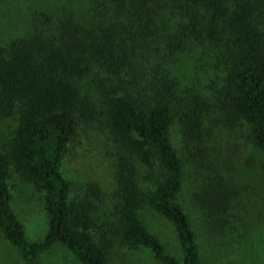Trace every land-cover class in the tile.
<instances>
[{
	"label": "trees",
	"instance_id": "trees-1",
	"mask_svg": "<svg viewBox=\"0 0 264 264\" xmlns=\"http://www.w3.org/2000/svg\"><path fill=\"white\" fill-rule=\"evenodd\" d=\"M101 3L112 13L107 26L83 31L69 15L52 41L0 45V122L12 124L0 139V233L20 264L56 244L78 264L145 262L134 256L144 252L145 264H202L177 197L185 183L205 231L233 228L235 193L205 153L216 128L264 153V0ZM197 49L209 54L211 76L199 72L198 88L184 87L177 64ZM79 130L113 163L109 195L92 181L71 196L60 165L71 146L91 152ZM11 173L42 193L47 229L38 242L26 240L11 207ZM144 207L171 223L179 259L142 223Z\"/></svg>",
	"mask_w": 264,
	"mask_h": 264
},
{
	"label": "rangeland",
	"instance_id": "rangeland-1",
	"mask_svg": "<svg viewBox=\"0 0 264 264\" xmlns=\"http://www.w3.org/2000/svg\"><path fill=\"white\" fill-rule=\"evenodd\" d=\"M69 15L75 23L80 24L83 31H88L100 26L101 22L103 26H107L112 13L109 8L105 9L101 0H0V45L16 37H40L52 41L58 36L63 20ZM210 65L209 54L203 55L201 49L181 56L177 64L181 85L191 86L196 81L198 88V73L202 72L203 78H209ZM80 85L88 93V97L98 100L89 81L83 80ZM10 126L12 124L7 120L0 122V139L7 136ZM215 131L213 144L208 146L205 159L230 184L235 193L230 210V216L235 215L230 219L233 228H226L222 233L205 231L185 183L177 202L184 208L197 234L202 264H264V153L246 144L240 134H229L223 128H216ZM78 133L83 139L91 141V152H77L71 146L61 162V173L71 184V196L78 193L84 184L92 181L109 195L114 189L113 163L94 145L90 133L83 130ZM174 138L176 133L172 130L173 141ZM8 186L11 207L24 226L26 240L32 243L40 241L47 229L42 193L15 173H11ZM111 207L112 199L108 198L102 211L107 212ZM139 217L166 251L179 259L180 250L171 223L148 207L139 211ZM134 256H144L139 259L145 262L149 260L145 252ZM145 262L133 258L128 264ZM0 264H20L18 253L1 233ZM33 264L78 263L65 247L56 244L40 255Z\"/></svg>",
	"mask_w": 264,
	"mask_h": 264
}]
</instances>
